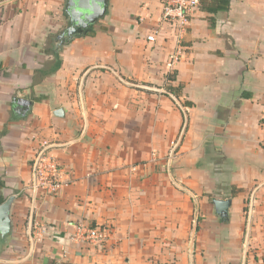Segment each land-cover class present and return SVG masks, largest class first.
<instances>
[{"label": "crops", "instance_id": "1", "mask_svg": "<svg viewBox=\"0 0 264 264\" xmlns=\"http://www.w3.org/2000/svg\"><path fill=\"white\" fill-rule=\"evenodd\" d=\"M166 1L110 0L59 47L66 0H0V264H264V0L199 4L183 32ZM45 142L56 196L32 191Z\"/></svg>", "mask_w": 264, "mask_h": 264}, {"label": "built area", "instance_id": "2", "mask_svg": "<svg viewBox=\"0 0 264 264\" xmlns=\"http://www.w3.org/2000/svg\"><path fill=\"white\" fill-rule=\"evenodd\" d=\"M200 0H167L164 7V18L171 21L172 24H179L181 31H185L188 25L189 15L199 6ZM149 42H154L156 37L154 34L147 36ZM181 53L172 54L170 61L167 63L169 68H176L180 60ZM264 129V115L261 120ZM176 145V142H173ZM264 145V141H263ZM34 181L32 183V191L35 195L44 193L50 196H56L61 193L64 188V182L60 178L59 163L48 152V144L45 142L37 152L33 161ZM109 235V227H91L85 224L77 226V232L74 238L89 242L92 244H103Z\"/></svg>", "mask_w": 264, "mask_h": 264}, {"label": "water", "instance_id": "3", "mask_svg": "<svg viewBox=\"0 0 264 264\" xmlns=\"http://www.w3.org/2000/svg\"><path fill=\"white\" fill-rule=\"evenodd\" d=\"M110 0H66L64 10L69 21L68 28L58 37L59 47L71 39L84 34L92 25L104 18L109 8ZM20 106L30 105L29 101L18 100ZM56 115L64 114L63 108L56 110ZM15 197L11 196L0 204V241L1 248H4L13 233L12 207ZM214 204L218 214L225 217L231 205V200L215 199Z\"/></svg>", "mask_w": 264, "mask_h": 264}, {"label": "trees", "instance_id": "4", "mask_svg": "<svg viewBox=\"0 0 264 264\" xmlns=\"http://www.w3.org/2000/svg\"><path fill=\"white\" fill-rule=\"evenodd\" d=\"M230 3V0H211V1H206V0H200V5H203V7L212 12V13H217L218 11H222L228 8V5ZM95 33V26L93 25L90 29H88L85 34H94ZM169 92L173 93L175 97H179L182 92V86L178 87H169ZM184 105V104H183ZM192 105V102H187L185 106H190Z\"/></svg>", "mask_w": 264, "mask_h": 264}]
</instances>
